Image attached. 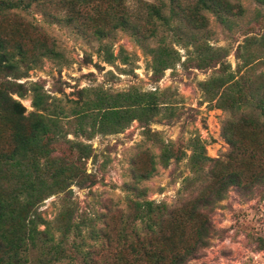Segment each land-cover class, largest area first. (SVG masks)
<instances>
[{
	"label": "rangeland",
	"instance_id": "obj_1",
	"mask_svg": "<svg viewBox=\"0 0 264 264\" xmlns=\"http://www.w3.org/2000/svg\"><path fill=\"white\" fill-rule=\"evenodd\" d=\"M53 1L24 0L0 14V37L19 40L20 33L43 34L60 52L59 57L43 56L34 63L18 62L16 72L20 77L9 79L25 88L37 82L50 96L49 102L66 110L95 99L96 91L116 93L132 88L155 92L160 106L155 115L143 114L142 121L135 118L115 132L106 126L98 129L97 122L94 128L87 125L82 133L72 118H61L62 134L50 142L52 155L77 166L82 175L65 190L40 201L36 211L57 237L54 220L62 208L70 205L75 220L85 221L81 236H71L70 243H77L98 262L113 257L129 260L132 254L117 239V233L121 228L122 232L129 230L127 221L135 212L133 202H152L154 222L170 215L176 218L202 192L205 174L197 173L199 167L205 172L236 169L249 174L264 159V129H256L254 135L245 127L238 128L237 121L246 116L248 109L242 104L231 108L230 97H219L229 90L228 83L222 84L229 74H234V79L244 75L241 81L245 82L260 80L259 74L264 75V2L228 0L233 10L240 8L238 14L204 10L203 25L192 27L180 19V12L176 16L171 9L181 11L194 0H178V8L165 0L163 18L154 17L146 25L151 36L117 29L96 37L51 20L52 14L46 13L53 12V7L45 9L44 5ZM135 1L127 0V5L135 9ZM142 1L158 4L157 0ZM25 4H29L26 9ZM15 28L19 32L13 33ZM248 36H257L258 40L243 46ZM163 47L172 50L173 61L163 72L154 73V53ZM249 54V64L242 66ZM212 55L215 61L204 65L202 60ZM31 56L29 52L28 59ZM12 96L25 106V114L34 110L29 90L22 97ZM144 118L151 119L146 122ZM9 124L4 132L0 125V148L9 139ZM234 128L238 129L229 131ZM226 134L257 151L258 160L248 162L235 157ZM194 151L207 158L194 164ZM19 176L7 175L4 184L18 186L25 178ZM195 213L200 221L192 227L178 224L175 229V223L166 221L167 226L149 239L165 237L160 243L167 255L174 245L178 246L174 252L188 249L178 257L181 260L177 264H264V175L254 184L228 185L221 198L205 207L199 204ZM201 223L205 230L200 234ZM135 224L139 229L144 225L140 219ZM37 255L35 250L30 264L36 263ZM77 258L72 262L83 261L81 256Z\"/></svg>",
	"mask_w": 264,
	"mask_h": 264
},
{
	"label": "trees",
	"instance_id": "obj_2",
	"mask_svg": "<svg viewBox=\"0 0 264 264\" xmlns=\"http://www.w3.org/2000/svg\"><path fill=\"white\" fill-rule=\"evenodd\" d=\"M24 0H0V14L11 8L18 7ZM264 2V0H256ZM131 2V0H130ZM136 8L131 9L127 5V0H54L46 2L44 8L53 7V12L46 15L51 16V20L74 26L79 31H88L93 36L102 37L113 33L117 29H123L138 34L141 37L151 36L152 31L146 30L148 22L154 17L163 18V2L157 0L158 4L145 3L136 0ZM175 3L178 8V0H168ZM239 4L237 5V7ZM29 4L23 5L26 9ZM225 11L227 13H239L240 8L233 10V5L228 0H194L193 3L179 11L171 9L173 15L181 13L182 21H186L189 26L203 25L205 15L203 11ZM53 13H56L53 14ZM152 26V25H151ZM197 27V26H196ZM13 33L19 32L17 28ZM21 38L11 39L0 37V125L4 132L9 124V139L4 141V146L0 148V264H30L31 255L38 250L35 264H55V262L68 259L60 264H177L181 260L178 258L188 249L177 250V245L169 248V254L164 253V248L160 243L164 239L150 240L157 231L166 227V221L175 223L172 226L177 229L178 224L182 226H193L200 220L196 216L197 206L203 207L213 200L221 198L226 187L230 184L242 186L247 183L254 184L261 175H264V159L260 160L256 171L245 174L242 170L203 171L199 167L197 173H204L203 187L201 194L195 198L193 204L181 215L169 216L158 222H154L151 212L154 205L150 201L133 202L132 208L135 212L131 214V219L127 221L129 230L117 233V239L123 243L124 247L132 254L129 260L114 257L109 260L96 261L90 257L74 241L69 242L71 236H81V224L84 220H75L74 211L70 205L62 208L56 216L55 230L59 235L55 237L51 232L49 223L36 211V205L49 195L65 190L68 185L79 179L82 171L77 166L61 160L52 155L53 148L50 142L56 140L62 134L61 118H72L77 129L85 133L87 125L94 128L97 122L98 129L103 126L110 131H118L126 126L131 120L138 118L143 120V114L155 115L159 111V102L155 92H142L136 88L124 92L109 93L108 91H96V98L86 100L77 108L66 110L63 106L48 101L49 95L42 90V86L37 82L32 83L28 88L8 77H20L17 74V63H34L36 59L46 56L49 58L59 57L60 52L56 50L54 42L50 41L43 34L30 35L20 33ZM257 36L245 38L243 46L255 43ZM32 56L28 59V53ZM249 56L245 55L243 65L249 64ZM17 56L19 58H17ZM109 61V60H108ZM173 61V52L166 47L155 51L151 68L154 73H161L170 67ZM215 61L212 55L202 60L204 65H210ZM244 75L234 79V74H229L228 78H223L222 84L228 83V91L220 93L219 97L229 98L231 108H239L244 105L248 109L240 121H237L238 128H244L249 134H256L258 128L264 129V77L259 74L260 80L250 79L249 82L241 81ZM32 93L33 111L25 114V106L15 99L12 94L22 97L26 91ZM76 104H79L76 103ZM148 122L151 118H144ZM70 122V121H69ZM234 125V124H232ZM238 128L231 129L234 131ZM1 133V132H0ZM227 139L232 144L233 155L238 159H245L248 162L258 160V153L249 146L238 144L235 138ZM78 144H76V147ZM207 157L194 151L192 159L194 164L200 163L201 159ZM8 169L7 174L5 173ZM148 173V172H147ZM25 178L18 186H6V176ZM142 220L144 225L143 234L136 226L135 221ZM39 225H44L39 229ZM139 229V230H138ZM182 229V228H181ZM205 226L201 223L198 232L201 234ZM178 231V230H177ZM94 233V230L92 234ZM109 236V235H108ZM112 238L109 236V241ZM75 240V239H73ZM81 256L83 261L72 262Z\"/></svg>",
	"mask_w": 264,
	"mask_h": 264
}]
</instances>
